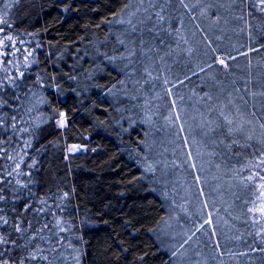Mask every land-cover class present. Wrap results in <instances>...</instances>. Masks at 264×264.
<instances>
[{
	"label": "trees",
	"instance_id": "obj_1",
	"mask_svg": "<svg viewBox=\"0 0 264 264\" xmlns=\"http://www.w3.org/2000/svg\"><path fill=\"white\" fill-rule=\"evenodd\" d=\"M0 17L23 44L0 49V264H176L171 220L216 264H264L262 0Z\"/></svg>",
	"mask_w": 264,
	"mask_h": 264
},
{
	"label": "rangeland",
	"instance_id": "obj_2",
	"mask_svg": "<svg viewBox=\"0 0 264 264\" xmlns=\"http://www.w3.org/2000/svg\"><path fill=\"white\" fill-rule=\"evenodd\" d=\"M1 18V17H0ZM9 34H7V30L4 28H0V49L1 53L7 57V51H10L11 54L15 57V52H22L20 47H23V44L19 46L15 44L10 39ZM7 48V50H6ZM2 56V60H3ZM224 61V60H223ZM63 122V123H62ZM59 125L64 126L66 125V121L64 118H61L58 122ZM76 147V150H72L73 147ZM87 146L80 145V144H71L68 147V152L75 153L82 150H86ZM167 224V223H166ZM174 220H171L168 226V229H165L164 239L168 240V243L173 247L176 248V245L180 247L179 255L177 256L179 262L176 264H216L213 257L209 254L207 249H202L199 240L190 235H185L183 233L177 232L175 233L172 229L175 226ZM184 229V228H183ZM183 232V231H182ZM186 238V239H185Z\"/></svg>",
	"mask_w": 264,
	"mask_h": 264
},
{
	"label": "snow or ice",
	"instance_id": "obj_3",
	"mask_svg": "<svg viewBox=\"0 0 264 264\" xmlns=\"http://www.w3.org/2000/svg\"><path fill=\"white\" fill-rule=\"evenodd\" d=\"M262 2H264V0H262ZM220 63H221V64H224L225 62H224L223 60H221ZM62 123H63V122H62ZM229 123H231V122H229ZM72 150H76V147L74 146ZM262 179H264V178H262ZM261 187H264V185H261ZM261 211H264V209H261ZM2 242H3V241L0 240V243H2Z\"/></svg>",
	"mask_w": 264,
	"mask_h": 264
},
{
	"label": "water",
	"instance_id": "obj_4",
	"mask_svg": "<svg viewBox=\"0 0 264 264\" xmlns=\"http://www.w3.org/2000/svg\"><path fill=\"white\" fill-rule=\"evenodd\" d=\"M66 114H65V112L63 113V116H65Z\"/></svg>",
	"mask_w": 264,
	"mask_h": 264
}]
</instances>
